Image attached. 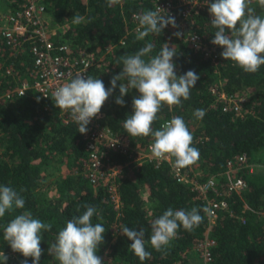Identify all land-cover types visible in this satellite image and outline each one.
Instances as JSON below:
<instances>
[{"label":"trees","instance_id":"trees-1","mask_svg":"<svg viewBox=\"0 0 264 264\" xmlns=\"http://www.w3.org/2000/svg\"><path fill=\"white\" fill-rule=\"evenodd\" d=\"M162 1L124 0L111 6L107 0H44V3L50 24L64 27L57 42L67 43L72 55L83 51L93 54L96 65L87 77L101 79L106 88L111 86L112 77L122 71V64L117 63L121 56L134 54L147 43L154 45L150 53L153 56L165 43L177 49L173 57L177 75L194 70L199 80L188 100L171 108L164 105L152 127L158 130L172 117H183L193 134L192 146L199 150V160L180 170L198 184L217 177L219 195L209 191L207 198L222 199L226 207L217 211L210 224L203 211L205 201L190 184L176 180L170 164L135 166L128 164L125 156L111 154L110 165L120 170L116 179L119 201L116 207L103 187L92 185L83 177L82 160L87 156L83 135L75 122L61 121L60 109L54 106L53 98L40 102L32 89L24 96L5 97L21 83L33 82L34 67L28 45L14 51L0 34V185L13 188L25 200L24 209L6 212L0 218V251L8 257L6 264H22L25 259L27 264H32L31 257L13 252L3 240L4 227L16 215L30 211L33 218L52 225L50 231H42L39 264H59L48 248L66 221L86 211L85 205L97 209L92 223H101L106 229L96 252L103 264H203L197 248L206 240L213 241L207 264H264V168L260 169L264 167V65L256 73H244L221 57L220 46L215 59H206L187 42L167 38L165 28L159 35L149 34L137 40V23L132 17L154 10ZM0 2L5 5V12H14L21 5V0ZM250 7L256 15L264 17V8L257 0H252ZM77 14L84 17L79 25L72 22ZM192 19L187 31L207 40L214 39L216 29L211 26L206 10L194 9ZM8 67H12V76L5 74ZM119 84L117 81V88L100 113L105 115L104 123L114 134L128 139L134 150L143 151L153 142L152 137H130L123 128V121L133 111L132 100L139 93L130 89L123 97L125 104L117 105ZM221 93L243 98L241 116L222 111V103L217 100ZM196 109L205 110L202 119L194 117ZM241 155L249 166L232 173L230 178L240 179L246 187L240 192H228L229 181L224 176L227 164ZM52 165L56 166L58 176L47 181L50 177L47 168ZM169 207L186 211L196 207L203 222L191 232L181 227L162 252L146 243L151 257L141 262L129 247L131 241L121 233V226L133 230L143 227L148 241L151 222Z\"/></svg>","mask_w":264,"mask_h":264},{"label":"clouds","instance_id":"clouds-1","mask_svg":"<svg viewBox=\"0 0 264 264\" xmlns=\"http://www.w3.org/2000/svg\"><path fill=\"white\" fill-rule=\"evenodd\" d=\"M120 2L107 0L109 6ZM251 3L252 0H214L208 5L212 17L210 24L216 29L211 43L222 47L221 57L233 62L244 73H256L264 65V17L255 14ZM257 3L264 8V0H257ZM135 19L139 24L137 40H143L149 34L159 35L169 25L178 28L175 17L166 16L159 7L136 14ZM83 21L84 17L79 14L72 20L77 25ZM173 35L180 37L182 33L177 31ZM153 48L152 43H147L134 54L121 56L117 63L122 64V71L112 77L108 88L101 79L77 75L52 93L54 106L63 110L78 125L80 134H86L87 126L98 116L103 104L117 88V81H120L119 96L115 99L117 105L125 104L123 97L130 89H136L139 93L132 100V114L123 121L127 134L130 137L151 136L153 142L149 147L152 157L170 161L176 169H184L198 162L199 150L192 146L193 134L183 117H172L158 130H154L152 125L164 105L171 108L190 98L199 75L194 70L177 75L173 61L176 48L165 43L154 56L150 55ZM122 80L127 82L121 83ZM205 114L204 109L193 112L196 119H202ZM24 207L25 200L20 193L9 186L0 185V218L6 212ZM84 207L86 211L82 215L66 221L58 231L55 242L48 248V253L54 255L59 264H103L96 252L103 243L106 229L101 223H92L97 209L89 205ZM202 222L203 216L196 207L190 211L169 207L151 222L148 241L145 240L143 227L133 230L121 226V233L131 241V251L143 262L151 257L146 243L155 251L162 252L176 238L181 227L191 232ZM51 228L50 223L33 218L30 211H22L7 222L3 229V240L13 252L20 253L24 258L31 257L32 264H39L42 231H50ZM7 260L8 257L0 251V264H6ZM22 264H27V259Z\"/></svg>","mask_w":264,"mask_h":264},{"label":"built area","instance_id":"built-area-1","mask_svg":"<svg viewBox=\"0 0 264 264\" xmlns=\"http://www.w3.org/2000/svg\"><path fill=\"white\" fill-rule=\"evenodd\" d=\"M124 0H121L123 2ZM209 0H164L158 3L156 7L164 10L166 16L175 17L178 28L170 25L165 27L167 38L177 39L187 42L197 52H201L206 59H215L217 56L218 46L213 45L211 40L204 37L191 34L187 31L188 25L193 22L192 14L194 9L202 8L208 12L212 19L208 5ZM50 16L46 10L44 0H21L19 9L14 12H6L0 15V34L5 44L14 51L24 49L26 45L30 48L33 56L34 80L32 83L23 82L18 85L12 92L5 95L9 98L15 94L24 96L27 90L32 89L37 94V100L46 101L52 97V93L62 84L70 82L77 75L87 77L88 72L96 64L93 54L86 51L79 52L75 55L69 53L70 46L67 43H58L60 33L64 27H56L50 24ZM132 20L137 23L135 15ZM181 32L182 36L176 37L174 32ZM5 74L12 76V67L5 70ZM218 101L222 103L223 112H233L237 116L243 113V98L226 96L218 94ZM59 118L64 124L74 122L63 111L60 110ZM105 115L99 113L89 123L88 131L83 134L85 151L87 156L82 160L83 177L92 185L103 187L109 194L110 200L118 207L117 183L116 179L120 172L119 169L110 165L111 154H120L128 158V164L139 166L143 163H151L155 167L163 163L172 166V173L179 183L190 184L192 190L197 192L198 197L205 201L206 216L209 223L212 224L217 217L218 210L226 207L222 199H208L207 193L214 192L216 196L217 177H210L205 183L198 184L193 178L183 174L180 169H176L170 161L157 160L152 157L150 147L147 146L143 151L134 150L128 139L123 136L114 134L104 123ZM244 155L237 156L227 164V170L224 176L228 179V192H240L245 189V183L238 178H230V175L242 167H248ZM213 241L206 240L198 246V251L203 257V264L210 261L209 247Z\"/></svg>","mask_w":264,"mask_h":264},{"label":"rangeland","instance_id":"rangeland-1","mask_svg":"<svg viewBox=\"0 0 264 264\" xmlns=\"http://www.w3.org/2000/svg\"><path fill=\"white\" fill-rule=\"evenodd\" d=\"M5 5L2 3V2H0V15L2 14V12L4 11V7ZM6 13V12H5ZM261 167V168H260ZM260 167H257L258 169L260 168V169H262V168H264L263 166H260ZM259 169V170H260ZM60 173V172H59ZM47 174H48V176H50V177H48V180L47 181H54L55 179H56V176H58V173H57V171H56V166L55 165H52V166H50V167H48L47 168Z\"/></svg>","mask_w":264,"mask_h":264},{"label":"crops","instance_id":"crops-1","mask_svg":"<svg viewBox=\"0 0 264 264\" xmlns=\"http://www.w3.org/2000/svg\"><path fill=\"white\" fill-rule=\"evenodd\" d=\"M5 11H7V9H6V8H4V11L2 12V14H3Z\"/></svg>","mask_w":264,"mask_h":264}]
</instances>
